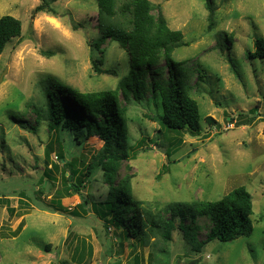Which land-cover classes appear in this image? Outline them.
Returning <instances> with one entry per match:
<instances>
[{"label":"rangeland","instance_id":"rangeland-1","mask_svg":"<svg viewBox=\"0 0 264 264\" xmlns=\"http://www.w3.org/2000/svg\"><path fill=\"white\" fill-rule=\"evenodd\" d=\"M129 1L116 0L119 13L106 22L124 21L120 11ZM149 1L155 19L161 14L170 29L182 32L172 57L182 63L198 103L201 130L161 136L157 141L167 145L180 139L168 155L151 141L159 135L160 98L148 90L142 99L124 100L119 92L127 142L138 147L120 162L114 184L128 177L132 196L152 213L169 202L217 200L244 186L252 196L253 232L229 242L215 239L195 251L178 229L163 242L147 224L149 243L141 247L132 237L122 239L121 230L92 209L83 212L82 200L103 198L109 185L99 169L74 191L63 178L62 162L76 160L81 167L103 142L96 135L77 140L67 130L49 129L36 111L45 110L48 86L74 107L58 83L79 91L118 89L127 73V52L106 39L95 52L102 58L101 72L94 71L89 41L99 35L96 0H46L51 10L37 12L41 0H0V17L22 23L20 36L0 54V264H150L151 255L158 258L154 264H264V57L247 55L256 38L264 40V0H209L211 29L207 0ZM50 162L58 168L51 170L53 186L37 194ZM56 200L60 210L47 208ZM196 222V240H204L207 221ZM82 244L85 259L73 262Z\"/></svg>","mask_w":264,"mask_h":264},{"label":"trees","instance_id":"trees-1","mask_svg":"<svg viewBox=\"0 0 264 264\" xmlns=\"http://www.w3.org/2000/svg\"><path fill=\"white\" fill-rule=\"evenodd\" d=\"M207 3L210 10L208 28L211 29L213 9L209 0ZM96 4L99 35L89 41L94 71L100 73L99 64L102 63V58L96 57L95 52L106 39H109L126 50L127 73L119 83L118 89L79 91L55 82L54 84L61 90L68 91L74 107L60 100L48 86L43 90L45 110L39 108L36 111L37 120L44 117L48 121L49 129L67 130L77 140L82 136L87 138L96 135L103 142L100 150L81 167L77 165L76 160L62 162L63 178L74 191H80L87 179L99 169L103 171L109 185L108 192L103 198L99 200L84 198L80 204L82 211L86 213L92 209L104 223L110 222L121 230L122 239L132 237L141 247L149 243L147 224L149 232L158 235L163 242L170 241L173 230L178 229L195 251H199L202 245L215 239L229 242L241 236L251 235L252 196L244 186L233 188L217 200H195L190 204L169 202L159 211L152 213L143 209L140 201L132 196L128 177L114 184L120 162L128 160L133 149L138 147L130 146L127 142L125 107L120 105L119 92L124 100H129L130 97L142 99L148 90L152 92L153 97L160 98L162 114L157 130L159 135L151 141L163 147L168 155L171 147L180 143V139H175L169 145L157 140L161 136L165 138L169 132L180 134L187 130L190 134H198L201 130L200 114L198 103L190 95L180 69L182 63L172 57L174 48L182 41V32L170 29L161 14L155 19L151 13L154 6L149 0H131L124 4L120 12L125 14L126 18L115 23L106 22L105 18L116 17L119 13L116 0H96ZM48 7L46 0H41V4L36 6L34 11H50L51 8ZM21 31L22 23L18 18L11 15L0 17V54L12 38L20 36ZM254 44L255 50L253 53L249 51L248 57L263 58L264 40L258 37ZM148 78L150 81L147 83ZM205 120L210 124L214 122L211 117H206ZM143 142L141 138L139 144ZM45 152L48 158V149ZM56 156L61 162L63 155L60 153ZM50 163L52 167L45 168L44 185L34 190L37 194L46 191V185L49 188L53 186L51 170L58 168L56 162ZM51 203L47 208H51L52 211L60 210L57 208L60 204L58 200ZM71 213L79 215L76 211ZM161 213L168 214V217L165 218ZM199 218L207 221L205 225L207 234L204 240L197 241L199 225L196 221ZM153 245L159 247V253H164L165 250L159 244ZM84 249V244L75 247L73 262L79 263L85 259ZM88 256H91L89 249ZM152 257L153 255L149 256L150 264L158 262V258Z\"/></svg>","mask_w":264,"mask_h":264},{"label":"water","instance_id":"water-1","mask_svg":"<svg viewBox=\"0 0 264 264\" xmlns=\"http://www.w3.org/2000/svg\"><path fill=\"white\" fill-rule=\"evenodd\" d=\"M48 188V185L46 186V189ZM190 264H196V262L195 261H193V262H191Z\"/></svg>","mask_w":264,"mask_h":264}]
</instances>
